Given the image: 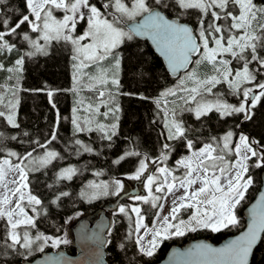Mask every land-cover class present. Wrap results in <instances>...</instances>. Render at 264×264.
Returning <instances> with one entry per match:
<instances>
[{
  "label": "snow or ice",
  "instance_id": "obj_1",
  "mask_svg": "<svg viewBox=\"0 0 264 264\" xmlns=\"http://www.w3.org/2000/svg\"><path fill=\"white\" fill-rule=\"evenodd\" d=\"M23 5L16 9L9 0H0V72L8 74L0 84V121L15 130L0 131V246L30 264L28 257L35 252L71 243L60 227L57 235L40 231L38 223L50 209L67 201L91 203L121 195L120 179L88 181L74 193L71 184L87 166L59 162L85 154L102 157L111 150L121 135L120 100L128 97L155 106L150 124L159 131L154 154L143 151L139 139L125 137L127 147L111 160L113 166L134 160L127 178L143 179L147 190L113 213L129 221L116 245L128 257L126 264L154 257L165 241L189 232L233 229L238 235L221 247L200 243L174 253L182 258L177 264H252L264 244V190L246 222L238 209L254 187L252 170H264V137H250L240 129L264 109V0H23ZM140 40L149 42L162 60L161 76L174 78L155 96L124 87L126 72L140 83L151 81L157 71L143 50L131 52ZM62 52L69 62L68 87L47 81L23 86L26 62ZM13 56L7 66L4 61ZM22 94L46 98L47 111L38 117L46 123L45 134L32 137L22 130ZM67 95L74 99L66 117L58 103ZM213 114L218 121L234 123L222 134L205 136ZM65 122L71 126L66 138L61 135ZM9 142L27 147L20 152L8 147ZM178 146L186 154L170 164ZM37 172L50 180L43 194L33 190L30 177ZM104 174L92 171L96 177ZM142 205L155 209L151 226L145 223ZM166 205L169 210L163 214ZM73 219L69 216L64 224ZM114 230L115 222L92 230L81 225L84 259L45 254L44 264H99L101 249L113 243Z\"/></svg>",
  "mask_w": 264,
  "mask_h": 264
},
{
  "label": "trees",
  "instance_id": "obj_2",
  "mask_svg": "<svg viewBox=\"0 0 264 264\" xmlns=\"http://www.w3.org/2000/svg\"><path fill=\"white\" fill-rule=\"evenodd\" d=\"M9 4L11 7L16 9L22 10L24 7L23 0H9ZM139 45V48H132L131 52L143 50L146 54L144 58L152 67L156 68L157 71L151 81L140 83H137V81L132 78L130 72H126L123 78L124 87L125 90L138 89L145 95L155 96L162 88L171 86L173 79L169 76L166 78L161 76L159 71L161 61L152 52L147 43L143 40H140ZM129 54L130 53L125 50V55L127 56ZM12 59H15V56L5 60V64L10 66ZM133 62H135L134 56ZM0 75V84H5L8 74L5 72H0ZM44 81H47L53 87L69 86V62L66 52L57 53L55 58L38 56L35 60L26 62L23 73V86L25 88H34L40 86ZM73 99L74 98L70 95L59 98L58 107L60 108L62 115L66 117L70 115V110L73 106ZM120 104L123 108V114L121 117V135L116 141V145L111 150L106 149L105 154L102 157L94 158L88 154H85L79 158L69 157L66 161L59 162L60 166H63L65 163H73L81 168H85V166H87L83 175L74 179L71 184V190L74 193L79 191L81 186L88 181H111L118 176H122L124 173H131L133 171L135 161L132 159L125 160L119 166H113L111 164V160L115 159V157L127 147L124 139L125 137L131 140L139 139L141 141L142 150L149 152L150 154H154V151L157 147V134L159 128L156 125L150 124V120H152L155 116V106L150 102L128 97L121 98ZM46 111L47 106L45 97L22 94L19 110V121L21 122L22 130L28 131L32 137L45 134L47 132L46 123L42 118L38 117H41ZM184 118L189 123L193 122L190 114H185ZM51 119L52 116L49 114V120ZM233 123L234 121L231 119H229L227 123L218 121L215 114H213L211 119L207 122V126L203 129L204 135L207 136L212 134H222L223 131L232 126ZM70 128L71 126L67 122L62 124L61 135L66 138L70 134ZM240 130L246 132L250 137H264V109L257 111L254 120L252 122L243 124ZM0 131H7L10 134H14L15 132V130L7 129L6 126H4L3 121H0ZM92 139H95V136H93ZM8 147L15 148V150L22 152L27 147V144L21 146L17 142H9ZM57 147H60V145H57ZM184 153L185 150L178 146L177 152L173 155L172 160H170L169 163H174V161ZM93 170H103L105 174L96 177L92 175ZM261 171L262 170L256 169L252 170L251 174L255 178L254 187L250 189L246 201L238 209V214L240 215L242 221H244L242 213L243 208L253 199L260 187ZM49 176H51V172L49 173ZM30 179L32 180L33 190L39 194H43L45 191L43 187L44 183L46 181L50 182L48 177H45L39 172L34 173ZM114 198L115 196H110L92 203L77 200V202L73 204L71 201H67L60 209H50L48 217L42 218L38 223V227L40 231L45 232L46 234L57 235L59 234L56 232L57 227H60L62 232L67 225L64 224V220L68 219L69 216H74L77 212L83 213L98 211L104 203L111 202ZM121 204L127 205V202L122 200ZM142 208L144 209V215L146 217L145 223L151 226L155 209L150 208L148 205H142ZM113 222H115V230L113 231L111 237L113 243L110 246L104 248V256L107 262L110 264H126L128 257L120 252L116 245L121 242L122 237L128 230L129 221L120 216L112 215L110 224ZM237 231L238 230L233 229L232 231L225 230L219 233H212L208 230L189 232L184 237H177L165 241L154 257L143 258L140 264H154L158 262L163 258L167 249L173 244L182 245L187 241L196 238H204L210 240L211 242L217 243L225 237L236 233ZM0 245H2V241H0ZM60 247L64 248L69 254H75L77 252V249L72 242L68 245H61ZM50 249L52 248H46L45 250ZM20 251L23 250L21 249ZM38 254L39 252H35L32 256L28 257V260L33 259ZM132 254L133 250L131 245H129L128 255L130 256ZM23 261V256L18 255L11 249H6L5 247L0 246V264H21ZM252 264H264V244L259 245V247L256 249Z\"/></svg>",
  "mask_w": 264,
  "mask_h": 264
},
{
  "label": "water",
  "instance_id": "obj_3",
  "mask_svg": "<svg viewBox=\"0 0 264 264\" xmlns=\"http://www.w3.org/2000/svg\"><path fill=\"white\" fill-rule=\"evenodd\" d=\"M146 43L150 47L152 52L158 57V55L155 53L154 49L152 48L151 44L149 42H146ZM161 62H162V60H161ZM261 190H264V170H262L260 172L259 190L254 195L253 199L243 208L242 213H243V217H244L245 222L249 219V209L251 208V205L254 204L256 202V200L258 199L259 191H261ZM135 191H136V185L134 186V189H131L128 194H135ZM126 195H127V193L117 197V199L112 204L105 206L102 209V211L100 212L99 216L93 222H90L88 219L84 218V219H80L72 227L71 232H72L73 243L77 248L76 254H69L64 248H59L56 250H45V253H40L39 255L34 257L33 259L29 260L30 264H44L45 254L50 255V256L61 255L68 260H73L76 262H79L82 259H84V257L82 256V245H81V240H80L81 225L86 224L88 226L89 230L95 229L97 227V225H101V224L104 226L109 225V219L106 216V212L112 211L119 204V202L123 199V197H125ZM106 230H107L106 227L101 228V231L104 233V235H105ZM89 234H91V232H89ZM235 235H238V232L233 234V235H229V236L225 237L223 240H221L217 243L211 242L210 240H207L204 238H196V239H192V240H190V241H188L182 245L173 244L167 249L163 258L154 264H177V261L182 259V258L174 256V253L187 251L188 249L192 248L194 245L200 244V243L208 244V245H211L212 247H221L228 240L234 238ZM104 254H105L104 248H102L101 249V256L99 258V264H105ZM92 259H96V258L93 257ZM21 264H25V261H23Z\"/></svg>",
  "mask_w": 264,
  "mask_h": 264
},
{
  "label": "rangeland",
  "instance_id": "obj_4",
  "mask_svg": "<svg viewBox=\"0 0 264 264\" xmlns=\"http://www.w3.org/2000/svg\"><path fill=\"white\" fill-rule=\"evenodd\" d=\"M185 154H186V151L182 155H185ZM129 173H124L122 176H118V177L115 178V179H120L122 181V183L124 184V188H123V190L121 192V195L124 194V193H126V192H128L130 189H132L133 188V184L136 181H139V180H130V179H128L127 178V174H129ZM100 181H104V180H100ZM137 190L139 191L138 195H147V190L144 188V181H143L142 185H140ZM107 197H110V196H107ZM131 197H134V196H130V197H127L126 198L127 204L133 203V200L131 199ZM104 198H106V197L105 196H101L99 199L93 200L92 202L100 201L101 199H104ZM170 202H171V197L169 198L168 203L170 204ZM168 210H169V208L166 205L165 208L163 209V214H167ZM98 215H99V211H95V212H83V213H80L79 216L74 215L75 216V219L69 221V223H67L66 227L63 229L62 232L65 233L67 235V238L72 242L71 229L76 224V222L79 221L80 219H84V218L85 219H89L90 221H93V220H95L97 218ZM112 215H113L112 213L109 214V219H112ZM183 215H184V218H186L187 213H184Z\"/></svg>",
  "mask_w": 264,
  "mask_h": 264
},
{
  "label": "flooded vegetation",
  "instance_id": "obj_5",
  "mask_svg": "<svg viewBox=\"0 0 264 264\" xmlns=\"http://www.w3.org/2000/svg\"><path fill=\"white\" fill-rule=\"evenodd\" d=\"M104 258H105V256H104ZM105 264H110V263H108L107 260L105 259Z\"/></svg>",
  "mask_w": 264,
  "mask_h": 264
},
{
  "label": "bare ground",
  "instance_id": "obj_6",
  "mask_svg": "<svg viewBox=\"0 0 264 264\" xmlns=\"http://www.w3.org/2000/svg\"><path fill=\"white\" fill-rule=\"evenodd\" d=\"M3 73V72H2ZM1 76V75H0ZM4 81V80H3ZM62 164V163H61Z\"/></svg>",
  "mask_w": 264,
  "mask_h": 264
}]
</instances>
